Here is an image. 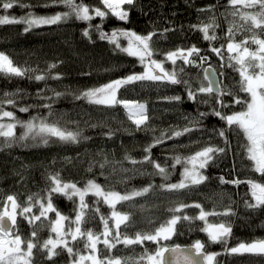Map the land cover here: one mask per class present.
<instances>
[{
    "label": "trees",
    "instance_id": "1",
    "mask_svg": "<svg viewBox=\"0 0 264 264\" xmlns=\"http://www.w3.org/2000/svg\"><path fill=\"white\" fill-rule=\"evenodd\" d=\"M83 2L95 5L97 0ZM19 4L27 7H20ZM19 4L7 12L0 9V16L20 19L28 13L45 16L66 10L62 5L54 4L53 0H19ZM209 6H213L212 11H201ZM127 10L129 17L126 22L110 16L103 22L99 17H94L90 22L70 19L56 25L33 27L27 32L24 31L26 25L22 23L0 25V52L8 55L16 66L33 70L23 77L9 78L0 75V109L13 112L22 122L33 117H47L49 122L58 123L68 130H82L83 136L88 137L76 144H64L52 138L45 146L38 139L19 140V136L24 132L19 124L15 128L16 139L10 141L11 147L0 137V205L5 197L11 195L20 205L17 209L19 212L29 205L30 196L33 197L32 203L35 199H43L51 186L48 177L56 173H59L62 181L84 186L88 180H95L106 189L110 188L122 194L149 184L176 183L182 177L185 165L177 164L172 168L174 157L184 159L209 146L226 148L225 153L214 155L213 160L201 169L202 175L207 177L201 184L174 193L160 190L150 192L145 197H137L134 208L130 207L128 202L117 205L118 210L133 213V224L127 229L122 226V231L129 236H133L137 231H154L171 218L168 209L181 203L200 204L205 211L217 213L231 208L234 215L207 217L210 224H230L232 231L226 244L211 243L207 233L201 231L205 222L198 219L181 220L176 225L175 234L171 239L160 243L168 246L195 244L200 241L205 245L206 253H218L214 264H264L262 256L247 253L234 255L225 251L226 248L235 247L241 242L251 243L264 239V207L255 210L247 208L245 201L254 203L249 185L221 184L220 177L226 181L254 180L260 183H264V177L252 170V162L245 154L244 145L247 142L242 133L229 130L226 133L228 146L225 145L224 138L218 135L219 130L227 125L211 115L214 108L219 109L213 98L199 94L196 99L190 100L184 84L136 81L124 85L117 91L118 99L135 100L146 105L150 119L148 127L142 126V130H137L121 104L104 107L75 98L87 89L144 70L138 58L120 52L108 40L100 39V31L110 34L117 29L130 30L139 35L155 33L151 44L154 49L152 58L158 61H162L164 54L169 51L196 46L201 50V55L209 57L208 62L201 67L183 65V61L177 60V65L184 67V72L179 74V78L188 81L191 89L195 91L203 81L204 67L210 64L218 75L223 74L219 75V78L224 86L244 96V93L239 92V73L227 66L226 51L228 28L234 23L239 25L243 22L239 16L231 15L228 0H135V5ZM213 19L219 27L215 29L217 39L210 43L203 39V34L194 26L211 23ZM89 24L93 27H89ZM95 25L100 26V31L96 30ZM249 27L250 25H245L235 33L237 42L250 39L254 35L264 38V32L259 29L249 31ZM86 28L90 37L82 35ZM120 41L122 46H127L125 38L121 37ZM212 46L222 49L223 60L210 51ZM250 47L255 50L256 45ZM50 64H55L56 67L49 72L47 69ZM165 68L171 70L173 65L168 62ZM37 74H44L48 78L43 81L30 78ZM56 74H59L60 79L51 78ZM4 93L10 95L6 96ZM173 96H180L181 100L169 102L164 99ZM9 99L15 102V106L6 103ZM205 100L208 102L204 103ZM224 102L232 104V97H224ZM44 105H49L50 108ZM20 107H28V111L20 112ZM240 110L241 107L234 104L230 108L222 109L226 114ZM200 113L207 115L201 118L198 124H190L189 121L194 117L198 118ZM186 126L193 127L194 130L174 139H164L163 143L156 144L151 149L152 159L169 170L167 181L159 175L151 174L154 172L151 164L133 165L124 159L125 155H129L136 160H142L145 155L144 148L154 143V138L159 137L161 132L170 134L172 131H182ZM109 129L115 133L111 138L106 135ZM105 158L110 162H122V165L115 163V172L112 163L101 169L99 165ZM121 166L128 171H121ZM85 200L92 203L95 197L89 194ZM52 203L62 215L74 219L78 198L74 203L61 194H53ZM140 205L144 206L143 210ZM98 206L104 215L110 214L107 205L101 203ZM199 211L200 209L189 207L178 215L196 217ZM33 214H39V205L33 207L32 212L27 215ZM48 216L53 219L55 213H48ZM149 219L152 223H148ZM41 223L46 225L48 221L42 218L37 225ZM17 227L19 234L27 239L34 226L23 217L17 216ZM83 227L99 232L103 226L97 216L95 219L90 217ZM48 236L49 230L45 227L38 232L39 242L43 243ZM52 236L55 238L54 233ZM73 246L78 247L82 254H86L82 242ZM156 246L151 241H145L143 246L134 245L128 248L117 245L111 255L136 258L145 249L154 251ZM98 248L103 249V245H98ZM102 255L109 253L103 250ZM34 261L35 264H70L68 254L64 251L48 261L38 250H34Z\"/></svg>",
    "mask_w": 264,
    "mask_h": 264
},
{
    "label": "snow or ice",
    "instance_id": "2",
    "mask_svg": "<svg viewBox=\"0 0 264 264\" xmlns=\"http://www.w3.org/2000/svg\"><path fill=\"white\" fill-rule=\"evenodd\" d=\"M54 4H59L66 9L51 16H34L28 13L27 16L20 19L10 18L7 15L0 16V25L5 24H25L24 31L27 32L33 27H40L42 25H56L61 22H66L70 19L77 21L90 22L94 17L101 18V22L105 18L115 17L120 21H127L129 17L128 8L135 5V0H97L95 5L85 4L83 0H53ZM19 4V0H0V9L7 12L14 6ZM20 7H27L19 4ZM50 6V5H45ZM228 7L231 10L233 17L239 16L242 24L229 27L226 33L227 45L226 51L228 53V67L234 68L239 75V92L244 93L240 96L237 92L228 89L223 85L219 79V75L211 65L204 68V77L199 87L193 91L188 84V81L181 80L179 74L184 72V67L177 65V60L183 61V65L187 66H203L208 62L209 57L201 55V50L196 46L188 49H177L169 51L164 54V59L158 61L153 59L154 49L152 48V38L155 33H148L147 35H139L130 30H114L110 34L100 31V26L95 25L97 31H100V39L108 40L120 52L126 53L130 57L138 58L141 65L144 66L142 73H133L127 77L111 81L102 86L91 88L83 91L76 99H84L89 104L113 107L121 104L128 111L129 119L133 120L137 130H142L148 127L150 117L147 114L146 105L138 102H130L127 100H120L117 98V91L124 85L132 84L136 81H150L162 82L171 85L184 84L187 90L188 99L194 100L197 95L204 94L214 99L215 104L219 105V109L214 108L211 115L218 117L227 125L226 128L219 130L218 135L224 138L225 145L228 146L226 133L229 130L242 133L246 140L244 145L245 154L249 161L252 162V170L264 177V38L259 36H252L250 39L246 38L237 42L235 40V33L244 28L245 25H250L249 31L259 29L264 32V0H228ZM213 6H209L201 11H212ZM255 10V11H252ZM89 27L93 25L89 24ZM196 30L203 34V39L210 43L217 39L215 29L219 27L215 19L211 23L203 24L201 26H194ZM167 31V30H166ZM211 32V34H210ZM82 35L90 37V33L86 28ZM127 40V46H122L120 38ZM250 45H256L253 50ZM212 53L220 56L223 60V53L221 48L212 46L210 48ZM171 62L173 68L168 70L165 64ZM224 66L223 64L221 65ZM55 64H50L47 71L55 68ZM31 69H22L14 64V62L3 52H0V75L5 77H23ZM36 81L46 80L48 77L44 74L34 75ZM52 79H60L59 74L51 76ZM204 81L207 83L205 84ZM4 95H10L4 93ZM59 96L60 93H57ZM232 97V104L224 102V97ZM169 102L180 101V96L165 97ZM207 103L208 101H203ZM6 103L15 106V102L11 99ZM239 105L240 111H233L231 114H226L222 109L230 108L232 105ZM49 107V105H44ZM20 112H27L28 107H20ZM51 115V113H50ZM207 113H200L199 117L192 118L190 124H198L200 119ZM8 118L10 121L7 124L0 123V137L5 139L8 147H11L10 141L16 139L15 128L19 124L24 132L19 136V140H39L43 145H47L55 138L56 141L64 144H76L84 137L82 130L71 131L59 126L58 123L49 122L47 117H33L32 119L22 122L19 121L13 112L3 111L0 109V119ZM187 119V117H185ZM97 125H93L96 127ZM193 127H184L182 131H172L170 134L161 132L159 137L154 138V143L147 145L144 148L145 155L142 160H136L129 155H125L124 159L131 164H151L154 172L152 175H159L164 181L168 180L170 175L166 167L161 166L151 157V149L164 142V139H174L183 136L186 133L192 132ZM114 131L109 129L106 135L111 138ZM226 148L220 147H205L197 151L194 155L182 159L181 157H174V163L171 165L175 168L177 164L185 165L184 171L181 174L182 178L177 183H161L159 185L149 184L146 187L133 189L130 192L121 193L112 189H106L95 180H88L86 185L81 189L76 183L64 182L60 178L59 173L50 174L48 179L51 186L47 189V196L43 199H35L29 197V205L23 207L19 212L17 209L20 205L16 198L9 195L5 202V210L0 212V264H35L34 250H38L40 254L48 261H51L55 256L60 255L61 251L67 252L70 259V264H214L218 253H206L204 251L205 245L200 241H196L191 247L194 249V254L183 252L179 245L168 247L162 245L161 241H168L172 235L175 234L176 225L181 220L198 219L205 222V227L201 229L207 233L208 240L211 243H227V238L231 235V226L226 222L218 224H210L207 221L209 216H230L234 215L231 208H226L224 212L217 213L215 211H205L200 204L188 205L178 204L174 208L168 209L171 213V218L160 224L154 231H137L133 236L127 235L122 231V226L127 229L133 224L132 212H122L118 210L117 205L128 202L130 207H136V198L145 197L150 192L160 190L163 192L174 193L187 189L191 186L199 185L204 182L207 177L200 173V169L206 167L209 161L213 160L214 155L225 153ZM110 163L113 164V171H116L115 163L110 162L107 158L100 163V168L104 169ZM190 165L191 167H188ZM91 170V168L89 169ZM121 171H128L121 166ZM103 174V173H102ZM221 184L224 183H247L251 192V197L254 203L245 201V206L249 209H258L264 207V183L256 182L254 180L226 181L220 177ZM61 194L69 200L76 203L74 219L62 215L52 203V195ZM91 194L95 197L92 203L85 200V197ZM47 201L46 203L44 201ZM107 205L110 214L104 215L99 204ZM11 206V211L8 206ZM39 205L38 215H27L32 212V208ZM195 207L200 209L198 216L189 217L187 215H178L183 209ZM144 206L140 205L143 210ZM48 213H55V219H50ZM17 216L23 217L30 225H33V231L29 238L25 239L19 234L17 227ZM99 217L102 224V230L97 232L91 228L85 229L83 226L89 222V218L95 219ZM47 220L48 223L37 225L38 221ZM148 223H152L149 219ZM45 227L49 230V236L43 243L38 240V232ZM55 234L53 238L52 234ZM70 238V239H69ZM145 241H151L156 244L154 251L149 252L147 249L136 257H118L111 255L112 250L117 245H123L125 248L134 245L143 246ZM83 243V249L86 254H82L78 247ZM103 245V249L98 248V245ZM103 250H106L109 255H102ZM225 251L229 254L242 255L252 254L264 257V239L255 240L251 243L241 242L235 247L226 248ZM171 253V258L167 259L165 254Z\"/></svg>",
    "mask_w": 264,
    "mask_h": 264
},
{
    "label": "rangeland",
    "instance_id": "3",
    "mask_svg": "<svg viewBox=\"0 0 264 264\" xmlns=\"http://www.w3.org/2000/svg\"><path fill=\"white\" fill-rule=\"evenodd\" d=\"M55 15V14H54ZM45 16H51V15H45ZM121 42V41H120ZM125 46V45H124ZM144 71V70H143ZM142 71V72H143ZM142 72H138V73H136V74H139V73H142ZM133 74V73H132ZM129 75H131V74H129ZM128 75H126V76H123V77H120V78H116V79H113V80H111V81H114V80H117V79H121V78H124V77H127ZM110 81V82H111ZM109 83V82H108ZM107 84V83H106ZM127 101H130V102H138V101H135V100H127ZM138 103H141V102H138ZM143 104V103H142ZM126 110V112H127V114H128V111H127V109H125ZM9 122H12V121H10L8 118H3V119H0V123H4V124H7V123H9ZM188 167H191L190 165H187ZM184 171V170H183ZM200 171V173H201V169L199 170ZM202 174V173H201ZM182 178V177H181ZM181 178H180V180H181ZM179 180V181H180ZM179 181H177V182H179ZM64 182H70V183H73V182H71V181H64ZM176 182V183H177ZM86 185V184H85ZM84 185V186H85ZM79 188H83L84 186H79V185H77ZM7 200V197H5L4 199H3V202L1 203V205H0V212H2V211H4L5 210V201ZM9 211H11V206H10V209H9ZM55 219V217L53 218V220Z\"/></svg>",
    "mask_w": 264,
    "mask_h": 264
},
{
    "label": "water",
    "instance_id": "4",
    "mask_svg": "<svg viewBox=\"0 0 264 264\" xmlns=\"http://www.w3.org/2000/svg\"><path fill=\"white\" fill-rule=\"evenodd\" d=\"M209 67V65H206L204 68H207ZM212 67V66H211ZM212 69H214L212 67ZM215 70V69H214ZM204 72V71H203ZM217 73V72H216ZM218 74V73H217ZM220 79V78H219ZM8 209H9V206H8ZM176 245H179L181 250L183 252H186V253H190V254H194V249L191 247L193 244H171V245H168V247H174ZM206 252V251H205ZM166 258L167 259H170L171 258V253H166L165 254Z\"/></svg>",
    "mask_w": 264,
    "mask_h": 264
}]
</instances>
